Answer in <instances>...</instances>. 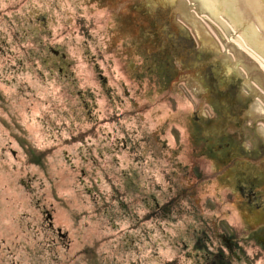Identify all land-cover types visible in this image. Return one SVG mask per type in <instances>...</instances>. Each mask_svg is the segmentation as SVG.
<instances>
[{"label":"flooded vegetation","instance_id":"flooded-vegetation-1","mask_svg":"<svg viewBox=\"0 0 264 264\" xmlns=\"http://www.w3.org/2000/svg\"><path fill=\"white\" fill-rule=\"evenodd\" d=\"M11 1L9 18L0 13V48H21L34 83L54 85L59 103L44 93L47 112L54 106L64 119L55 127L68 134L61 143H77L89 160L79 182L89 170L97 197L76 216L80 235L89 222L96 228L62 264H264V117L244 71L204 49L168 5L135 0L136 22L130 0H85L109 10L105 31L117 39L89 35L76 46L56 2L40 13L23 7L31 0ZM51 218L45 230L67 247V231Z\"/></svg>","mask_w":264,"mask_h":264},{"label":"rangeland","instance_id":"rangeland-1","mask_svg":"<svg viewBox=\"0 0 264 264\" xmlns=\"http://www.w3.org/2000/svg\"><path fill=\"white\" fill-rule=\"evenodd\" d=\"M31 1L33 4L24 2L23 7L31 6V9L45 13L50 0ZM52 1L60 6L57 7L62 13L69 43L79 46L89 35L90 38L101 40L117 39L109 37L105 31L110 12L100 8L101 3L98 6L90 1L79 0L74 8L70 5L74 0ZM134 1L128 2L131 6L128 13L138 22L140 5ZM147 1L170 6L204 49L221 52L238 71H244V79L252 87L251 105L264 117V73H260L262 80L253 76L252 70H247L252 68V64L246 63L244 50L215 33V24L206 20L201 0ZM64 2H67L66 5ZM122 2L125 4L126 0ZM14 4L15 1L0 0V13L8 15V19L15 9ZM122 8L128 9L127 5ZM57 11L56 8L51 14H57ZM2 18L4 16H0V24L5 29L7 20ZM75 48L67 50L71 51V55H78ZM22 53V49L17 46L0 48V264H62L63 255H73L81 246V239L89 240V233H93L92 229L96 228L95 222H89L84 234L80 235L76 216L81 202L88 205L87 201L97 197L93 194L95 188H92L89 170L83 186L90 188L93 196L79 182V168L89 169V160L85 164L80 159L77 143H61L60 135L68 134L62 129L59 135L55 127L61 126L64 119L60 113L55 112L54 106L47 112L44 93L50 95L51 105L59 103L54 85L51 83L49 88H44L40 82L35 84L34 75L29 70L30 64L25 61ZM21 59L22 63L19 62ZM82 74V77L87 78L89 71ZM154 99V103L161 104L162 100V104L165 103V98L161 100L159 94ZM64 105L58 109L60 112L66 111ZM45 115H48L46 119H50L46 128L42 124ZM27 183L30 184L28 189ZM99 186V190L105 193V185ZM47 213L52 217L54 230L60 228L61 231H67V247L59 240L56 232L45 230ZM257 215L262 216L260 212ZM28 218L32 220L33 240L29 239L26 245L28 232L31 237V230L27 229L31 226L27 227L26 224ZM261 220L264 222V217ZM230 221H234V218L231 217ZM256 264H262L261 260Z\"/></svg>","mask_w":264,"mask_h":264},{"label":"water","instance_id":"water-1","mask_svg":"<svg viewBox=\"0 0 264 264\" xmlns=\"http://www.w3.org/2000/svg\"><path fill=\"white\" fill-rule=\"evenodd\" d=\"M215 33L242 48L252 75L264 73V0H201Z\"/></svg>","mask_w":264,"mask_h":264}]
</instances>
